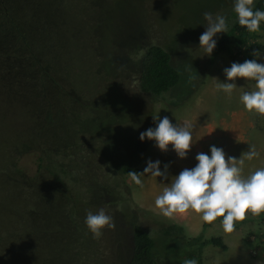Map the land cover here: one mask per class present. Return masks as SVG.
<instances>
[{
    "label": "rangeland",
    "instance_id": "374dc122",
    "mask_svg": "<svg viewBox=\"0 0 264 264\" xmlns=\"http://www.w3.org/2000/svg\"><path fill=\"white\" fill-rule=\"evenodd\" d=\"M115 3L120 4L115 9L121 10L117 13L123 28L135 30L143 25L147 40L164 46L182 74L193 70L185 87L192 89L197 80L199 84L184 103L177 104L181 95L189 90L183 89L180 96H176L175 91L164 94L153 102L134 81L127 79L122 85L133 100L129 103L132 105H128L143 112L141 116L154 119V116L167 115L173 124H192L195 139L202 127L198 126V121L209 120L206 124H214L215 131L208 134L205 130L204 135L213 144L225 141L226 145H233L237 158L249 150V144L259 152L257 158L246 162L244 175L264 166V116L249 112L239 100L240 94L251 91L255 82L237 78L234 81L237 87L231 96L219 91L216 78L226 80L223 69L231 65L232 56L216 50L211 57L203 56V50L198 48L199 36L206 28L202 24L206 23L203 13L224 15L230 27L236 15L233 0H0V109L5 107L12 116L10 120L6 118L9 116L2 119L5 115L0 110V264H126V255L132 245L131 226L135 221L144 225L153 237L159 232L156 238H162L160 252L171 257L195 248L196 256L192 258L198 264H264V248L261 247L264 224L258 215L250 217L239 233L234 228L224 232L220 223L212 227L209 223L202 230L204 239H225L226 249L213 243L201 248V241L197 246L185 248V243L189 245L192 239L191 231L172 229L175 222L171 218L151 210L159 209L154 204L155 196L183 169L182 160L167 162L166 155L162 154L161 170L167 163V180L142 175L143 187H140L126 174L124 179L130 185L131 200H121L124 190H118V193L108 194L118 197V201L108 202V198H103L96 207L90 205L91 196L84 192L86 185L74 183L67 176L62 178L64 185H61L40 165L43 142L54 144L63 136L66 117L89 114V100H104L110 109L109 99H104L100 90H109L111 83L104 74L95 73L93 67L99 59L109 56L104 30L108 24L107 34L113 35L111 22ZM222 34H217V41ZM252 34L255 35L252 41L262 45L258 50L261 55L254 57L264 63V23L261 31ZM246 54L242 53L236 62H242ZM10 61L14 64H9ZM94 78L102 80L92 85ZM24 80L30 85L23 92L26 96L19 100L20 105L9 97L13 90L24 89ZM169 98L171 103L167 102ZM28 99H32L31 102ZM19 114L23 117L19 118ZM146 119L143 124H148ZM238 120L244 124L237 131L229 130L226 123L232 125ZM254 121H257L256 128L251 126ZM153 125L149 123L150 127ZM121 127L122 122L118 128ZM17 132L23 138L20 146L15 143ZM114 144L117 142L109 139L103 142L107 148ZM146 147L139 164L142 170L148 160H159L153 149L154 141L149 140ZM74 173L80 178L81 172ZM99 208L112 216L115 228L105 227L102 237L94 239L84 218L88 210L95 212ZM251 227L258 231L261 242L257 256L251 254L255 242L246 240ZM163 228L166 232L162 236ZM122 231L125 240L120 238ZM177 231L188 238H180L181 245ZM169 261L172 263L171 259ZM161 264L166 263L161 261Z\"/></svg>",
    "mask_w": 264,
    "mask_h": 264
},
{
    "label": "trees",
    "instance_id": "16d2710c",
    "mask_svg": "<svg viewBox=\"0 0 264 264\" xmlns=\"http://www.w3.org/2000/svg\"><path fill=\"white\" fill-rule=\"evenodd\" d=\"M118 5L120 4L115 3L112 15L113 22H111L112 27L110 26L113 35L109 36L107 34L109 30L108 24L104 30L107 39V41L104 40V43H109V56L108 58L99 59L95 63V67H93L94 70L96 68L95 73L98 71V73L104 74L107 81L111 83L108 87L109 90H100L104 99L105 97L109 99L110 109L107 108L108 102L106 103L104 100H89V114H85L83 117L79 115H74L73 118L70 116L66 117L68 123L66 122V128L62 133L63 136L55 141L54 144L44 141L45 147L40 155V165L49 171L52 180H58L61 185H64L62 178L67 176L74 183L76 181L86 185L84 192L90 194V205L94 207L99 205L103 198H108V202L114 199L118 201V197L112 198L108 196V194L118 193V190H124L121 194L123 197L121 200H131L130 185L125 181L124 176L130 170L143 171L139 164L142 160L141 158L146 154L148 149L146 146L149 140L141 141L140 133L150 128V122H153V127H155L153 118L147 115L141 116V114H144L143 112L129 106L132 105L129 103L133 100L128 97L122 82L127 81V79L134 81L137 88L147 94L154 102V100L161 99L160 96L164 94H170L175 91L176 96H180L183 89L189 90L185 87V81L189 73L193 71L190 69L182 74L172 63L171 53L164 46L147 40L144 36L145 29L143 25L141 28L135 29L137 31L123 28L117 13L121 10L119 8L115 9ZM253 6L264 10V0H253ZM234 16L233 24L228 28L227 33H223L219 37L215 50L217 52H229L233 62H236L244 52H247V54L241 58L242 62L245 59H255L253 51L262 49V45L252 41L255 35L248 32L245 27L240 26L237 16ZM124 30H127V32ZM101 36L105 39L104 34H101ZM11 38L13 37L11 36ZM11 63L14 64L13 61H10L9 64ZM93 80L92 85L95 83L97 85L102 79L94 78ZM197 81H195L196 83L192 89L185 91L184 95H181L177 104L184 103L197 90L199 87ZM29 85L30 83L24 80V89L13 90L10 94L11 97H9L10 101L14 100L22 105L19 100L26 96L23 92L27 90L26 87ZM97 93L99 92L97 91ZM112 96H114L113 99ZM28 100L31 102L32 99ZM167 102L171 103L170 98L167 99ZM1 111L5 115L2 116V119L6 116H9L6 117L9 120L12 118L5 107ZM136 113H138V118L134 121ZM20 117L23 116L19 114ZM144 119L148 121V124H143L142 121ZM123 120L129 121L128 124ZM121 122L123 127L118 128ZM33 135L36 136V132ZM117 137L119 140H117ZM22 139L18 132L15 133V143H18L19 146ZM105 139H109L114 143L117 142V145L114 144L112 148L104 147L103 142ZM72 159H76L75 162L78 163L74 164ZM118 161H122V164L118 163ZM74 172H81L80 178H77ZM50 184L52 186L55 185L53 181ZM84 192L83 194L85 195ZM34 203L36 205V202ZM136 209L138 211L142 210L140 207ZM135 216L138 217L140 215L138 213ZM218 219L220 220L221 218L218 217ZM59 223L62 224L61 222ZM60 224H58V227L61 226ZM131 229L132 245L126 255V264H161V261L166 264H181V259L196 256L195 248L193 251L179 253L176 257L161 253L159 245H162V238L159 240L156 238L159 232L156 231L153 237L144 225L136 221L131 226ZM172 229L181 231L184 228L177 223H173ZM162 231L163 234L161 232L160 234L163 236L166 228H163ZM177 233L179 236L178 244L181 245L183 242L180 238H188L182 236L181 232L177 231ZM119 234L121 240H125L124 231ZM199 241H201V248L207 243L227 248V244L222 237L204 239L201 234L192 237L189 245L185 243V248L197 246ZM169 259L172 260V263Z\"/></svg>",
    "mask_w": 264,
    "mask_h": 264
},
{
    "label": "clouds",
    "instance_id": "9594fccd",
    "mask_svg": "<svg viewBox=\"0 0 264 264\" xmlns=\"http://www.w3.org/2000/svg\"><path fill=\"white\" fill-rule=\"evenodd\" d=\"M233 10L240 26L245 27L250 33L261 31L264 10L254 8L253 0H233ZM203 19L206 23L202 24L206 28L199 36L198 48L203 50V56L211 57L217 47V34L227 33L229 25L227 18L219 13L205 11ZM253 55L259 57L261 52L254 50ZM223 73L226 80L216 78L218 81L216 88L229 96L237 87L234 82L237 78L255 82L251 91L240 94L239 100L249 112L264 116V63H259L257 59L232 62L229 67L223 69ZM154 120L155 127L142 131L140 140L154 141L155 146L163 152H167L171 145V149L179 158H187L192 145L198 141L195 140L193 126L187 122L183 125L173 124L167 115L154 116ZM214 131L215 129L208 134ZM249 145V150L244 151L239 158L226 156L223 148L215 145L210 146V155L205 152L197 153L195 156L197 163L173 176L155 196V206L166 218H173L174 214H183L188 210L200 214L205 223H212L220 217V226L226 233L233 231L234 223L245 219L246 213L249 212L253 217L258 215L262 218L264 224V166L244 175L246 162L259 156L255 146ZM167 169L168 165L165 164L164 170H161L160 160H148L142 172L130 170L128 176L136 185L143 187L142 175L163 177L167 180ZM84 223L94 239L102 237L105 227L115 228L112 216L104 208H99L95 212L88 210ZM247 233L246 240L255 242L251 254L257 256L261 245L259 233L256 230L254 233L248 231ZM261 247L264 248V244ZM182 264L198 262L195 258H186Z\"/></svg>",
    "mask_w": 264,
    "mask_h": 264
},
{
    "label": "crops",
    "instance_id": "0c3cea01",
    "mask_svg": "<svg viewBox=\"0 0 264 264\" xmlns=\"http://www.w3.org/2000/svg\"><path fill=\"white\" fill-rule=\"evenodd\" d=\"M206 121H209V120L198 121L200 123L198 126H202L197 131L198 138L195 140H198V141L192 145V147L188 153L187 158H184V159L179 158L177 156V154L171 149V145H169V150L167 152H163L155 146L153 149L157 152L156 155L159 157V160L161 161V159H160L161 155L165 154L166 158H167V162H169L170 159L182 160L181 163H182L183 169L184 168H191L197 162L195 160L196 154L199 152H205V153H208L210 155V146H212V145L223 148V150L226 153V156L236 157L237 151L235 150L233 145H230V144L226 145L225 141L224 142L220 141L219 143L213 144L212 142L209 141L208 137L204 136L205 130H208L209 132H211L213 129H215L214 124H212V123L206 124ZM243 124H244L243 121L238 120V121H235L232 125H230L229 123H226V126L229 128V130L234 129L237 131L239 129V127H241ZM256 125H257V121H254V122H252L251 126L253 128H256L257 127ZM218 133L220 134L221 132L218 130ZM202 141H205V143H202ZM161 168H162V166H161ZM142 207L148 208V207L143 206V205H142ZM151 210L157 211L159 213L161 212L159 209H151ZM252 216L253 215L250 212L246 213L245 219H243L241 221H236L234 223V229H236L239 233L241 226L244 225L247 221H250L249 218ZM171 220H173L175 223L181 225L183 228H187L189 231H191V235H193L192 237H196V236L200 235L201 233H203L202 230H205L206 226L209 224V223H205L202 221V219L200 218V214L195 213L191 210H188L187 212H185L183 214H178V213L174 214V217L171 218ZM218 221H220V220L217 218V220L210 223V227H212L216 224H219ZM254 231L255 230H253L251 227V231L249 233H254ZM206 239H208V238H206ZM223 240L228 246L227 241L225 239H223Z\"/></svg>",
    "mask_w": 264,
    "mask_h": 264
},
{
    "label": "built area",
    "instance_id": "2783aa9c",
    "mask_svg": "<svg viewBox=\"0 0 264 264\" xmlns=\"http://www.w3.org/2000/svg\"><path fill=\"white\" fill-rule=\"evenodd\" d=\"M253 252H254V253H256V251H255V250H254Z\"/></svg>",
    "mask_w": 264,
    "mask_h": 264
}]
</instances>
